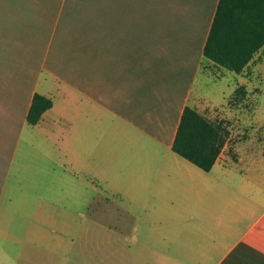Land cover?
<instances>
[{"label":"crops","instance_id":"obj_1","mask_svg":"<svg viewBox=\"0 0 264 264\" xmlns=\"http://www.w3.org/2000/svg\"><path fill=\"white\" fill-rule=\"evenodd\" d=\"M219 1L0 0V238L20 242L9 226L23 217L32 243L14 261L11 246L1 244L0 264H139L133 254L155 253L153 240L170 239L172 218L180 253L194 251L185 246L193 235L209 264H264V131L243 168L244 189L256 191L261 209L250 211L238 232L236 218L230 225L218 209L213 170L231 165L224 147L209 171L172 149L185 106L218 119L238 85L247 98L264 92V43L240 72L204 55ZM248 30L228 29L227 41L219 42L224 52L232 47L227 56L244 59ZM229 77L223 99L211 85L204 88L209 79ZM36 92L52 105L30 124ZM59 169L67 174L63 181ZM25 172L36 197L22 194L26 207L18 209L7 188H23L16 180ZM61 196L72 203L71 216H61Z\"/></svg>","mask_w":264,"mask_h":264},{"label":"rangeland","instance_id":"obj_2","mask_svg":"<svg viewBox=\"0 0 264 264\" xmlns=\"http://www.w3.org/2000/svg\"><path fill=\"white\" fill-rule=\"evenodd\" d=\"M233 79L232 77L229 78H221L218 81H212L209 79V84L205 86V89H208V86L211 85L214 88L213 94L215 96H218V99H223L226 95L230 93V90L232 88L231 82ZM233 83V82H232ZM201 87V85H200ZM236 89V88H235ZM246 100V102H245ZM214 111H217L216 109ZM213 118H208L212 122L218 123L220 122L221 127L223 128V132L225 135V142H224V149L222 150L223 154L229 157V163L231 165L225 166V170L220 169H214L213 170V178L214 180H218L219 182V188H216L215 190L219 191V197L221 198V203L219 204V214L222 216L224 214H228L229 220L227 221L228 224H232L231 219L233 217L236 218V221L233 224L232 230L236 228V232L243 230L246 225L249 222V212L251 211L252 214H257L261 209L260 204L254 202V196L256 195L255 190L244 189V182L247 180L244 177L245 171L243 168L245 167V161L246 159L244 156L248 154L251 149L259 148L260 143L263 138V131H264V92L259 96L257 99L256 95L253 94L250 97L241 96L240 92L236 93L234 90L233 93H230L226 98L225 107L220 108V112L216 113V116L218 119L214 117V115H211ZM239 158H242V160L239 161ZM245 160V161H244ZM240 162L239 166H234L233 163ZM244 163V164H243ZM59 169L58 171H60ZM247 173V171H246ZM31 174L29 172H25L23 177L24 179L19 178L18 182L23 183V188H7V192H13V200L15 204L13 205L15 208H20L22 206L26 207V199L29 197L35 198V192L36 189L34 187H29L30 180L28 177ZM58 175L61 177V181L65 180L67 178V174H64L62 171L58 173ZM15 182V180H14ZM96 189H93L92 197H94ZM62 191V190H61ZM24 194V198L22 200H25L23 203L21 200H19L20 196ZM226 198H231L229 202L224 205L222 200H226ZM93 199V198H92ZM68 199L62 198L61 196V205H60V213L61 216H65L66 212L73 211V205L70 203V205H67ZM235 201L234 206H232V202ZM81 203H76L74 206H76V209L74 210L75 213V221L77 224V227L79 226V223L85 221L82 219L79 209H81L82 206H80ZM194 205V204H193ZM243 205H246V209H244ZM31 207V206H30ZM129 207H135L137 206H129ZM190 209V208H189ZM194 212L190 211L189 213ZM250 212V213H251ZM18 214H20L18 212ZM19 225L17 227L11 228L9 226V229L12 232H17L20 236L22 235L23 238H20V242L10 241L6 238H0V245L3 244L5 249L8 246H11L10 250V257L11 260L14 261L18 259L20 256L23 257L21 249L22 247L32 244L29 243L27 240L25 233L26 230L23 229L20 224V220L23 221V217H18L16 219ZM177 220L175 218H172L171 227L169 225V229L171 231L170 239H168L167 236H165L166 241H163V237H158V235L155 236L153 243L156 245V252L155 253H135L133 254L135 261H138L139 264H144V261H150L153 264H163L162 258L164 255L170 256L173 260L171 261L172 264H178L179 261L182 262V264H209L204 259V254H202L200 251L196 252V249L198 248V244L196 243L195 237L193 235H189L186 239L187 244L185 243L186 248L189 246L193 252H185L180 253V247L181 243L179 240V230L175 226V222ZM169 222V223H170ZM88 223V222H87ZM86 223V224H87ZM158 223V222H157ZM167 223V222H165ZM193 225V223L189 222ZM220 229H224L222 227ZM85 224V225H86ZM225 230H230L231 227H227ZM6 231H8V226L6 225ZM222 231V230H221ZM16 233V234H17ZM190 244V245H189ZM197 247V248H196ZM171 249L176 250V252H171ZM222 250V246L220 247V251ZM191 251V250H190ZM30 255V254H28ZM34 255V254H31ZM47 253H45L42 258L44 260H47ZM220 255L218 252H214L212 254L213 258L216 259V257ZM51 256V254H49ZM211 253L209 254V257L211 259ZM34 260V259H33ZM168 264V263H165Z\"/></svg>","mask_w":264,"mask_h":264},{"label":"trees","instance_id":"obj_3","mask_svg":"<svg viewBox=\"0 0 264 264\" xmlns=\"http://www.w3.org/2000/svg\"><path fill=\"white\" fill-rule=\"evenodd\" d=\"M245 24L249 30L251 46L244 59L227 56V51L219 45L227 40L228 29L231 26ZM264 43V0H220L213 24L204 46V55L229 70L240 72L248 62L253 52ZM237 48V47H236ZM242 51L241 48H238ZM236 93L241 96L246 93L244 85H238ZM50 97L36 92L31 100L27 113V121L36 124L42 113L51 107ZM225 135L220 122L215 123L206 118L191 106H185L182 111L172 149L188 159L204 171H209L219 153L223 149Z\"/></svg>","mask_w":264,"mask_h":264}]
</instances>
